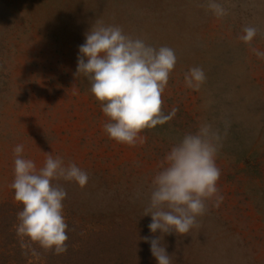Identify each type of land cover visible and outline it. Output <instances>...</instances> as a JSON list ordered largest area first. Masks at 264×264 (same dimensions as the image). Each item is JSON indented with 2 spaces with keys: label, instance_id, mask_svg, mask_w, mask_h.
<instances>
[{
  "label": "rangeland",
  "instance_id": "obj_1",
  "mask_svg": "<svg viewBox=\"0 0 264 264\" xmlns=\"http://www.w3.org/2000/svg\"><path fill=\"white\" fill-rule=\"evenodd\" d=\"M218 2L228 12L219 19L206 0H0V218L15 215L9 228L15 236H0V264L34 256L33 243L23 237L22 247L15 227L22 211L10 187L17 144L37 168L53 153L88 174L83 188L53 181L67 192L66 221L78 207L80 221L130 218L156 239L159 230L153 234L151 216H143L153 177L172 145L205 122L223 137L216 156L223 201L208 202L189 234L165 235L162 245L172 264H264V59L253 52H264V0ZM97 20L175 52L162 99L165 113L178 111L145 129L142 144L109 138L90 81L77 76L79 47ZM249 25L258 30L251 45L239 39ZM194 66L206 75L199 90L185 86ZM145 264L158 261L152 256Z\"/></svg>",
  "mask_w": 264,
  "mask_h": 264
},
{
  "label": "clouds",
  "instance_id": "obj_2",
  "mask_svg": "<svg viewBox=\"0 0 264 264\" xmlns=\"http://www.w3.org/2000/svg\"><path fill=\"white\" fill-rule=\"evenodd\" d=\"M218 19L228 14L218 0L204 5ZM239 39L251 45L258 30L245 26ZM77 76L83 74L91 83V92L101 103L108 118L103 129L110 139L135 146L143 143L140 134L155 129L174 118L178 109L163 111L162 95L169 83L177 58L173 49H158L143 40L126 35L119 26H105L97 20L86 33V43L79 47ZM259 59L264 52L253 49ZM185 86L199 90L206 82L201 67L194 66L184 75ZM226 135V130H225ZM221 133L210 123H201L172 145L161 161L160 170L152 180V190L143 216H151L149 229L156 239L143 237L151 245L158 264H172L171 256L162 245L165 235L189 234L197 217L206 214L208 202L219 207L223 196L218 188L221 170L216 156L222 147ZM14 199L23 205L18 212L17 235L28 237L45 251L60 255L67 252L68 224L63 214L66 190L53 181L76 182L81 188L88 183V174L75 163L65 165L62 157L46 153L42 167L24 157V145L14 149ZM33 255L38 253L33 250Z\"/></svg>",
  "mask_w": 264,
  "mask_h": 264
},
{
  "label": "trees",
  "instance_id": "obj_3",
  "mask_svg": "<svg viewBox=\"0 0 264 264\" xmlns=\"http://www.w3.org/2000/svg\"><path fill=\"white\" fill-rule=\"evenodd\" d=\"M77 208H70V217L66 221V234L69 237L67 252L56 255L32 242L28 248L35 250L38 255L26 261L23 259L22 264H145L153 256L150 243L143 239H154L148 228L144 229L130 218H113L109 225H106V220L97 217L87 216L84 221H80L78 215L81 213ZM14 217L8 211L0 218V236L4 240L15 236L9 232ZM4 226L7 229H3ZM4 230L8 231L5 235ZM21 251L24 253L27 250Z\"/></svg>",
  "mask_w": 264,
  "mask_h": 264
}]
</instances>
